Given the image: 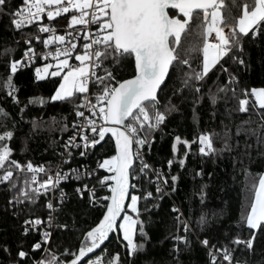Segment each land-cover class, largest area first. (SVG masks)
Listing matches in <instances>:
<instances>
[{
    "label": "snow or ice",
    "instance_id": "snow-or-ice-1",
    "mask_svg": "<svg viewBox=\"0 0 264 264\" xmlns=\"http://www.w3.org/2000/svg\"><path fill=\"white\" fill-rule=\"evenodd\" d=\"M231 2L234 7L240 9V14L236 17H233L230 11L227 14L222 11L225 0H22V3L15 7L10 6L11 0H0V15L8 16L14 31H20L41 21L46 14L49 23H37L40 33H50L42 40V43L45 48H48L50 44L58 41L59 46L55 48V51L42 54L43 60L48 61L51 58L55 63L46 62L36 67L35 78L40 80L48 76H62L54 93L48 97L51 101L71 100L79 95L75 115L83 120L79 124L73 122L72 127L76 131L64 144L65 152L60 153L64 157L61 164L71 160V149H81L79 155L84 157L88 151L104 141L106 135L110 134L109 139L114 140V154L97 160L95 169H85L82 172L79 168H70L65 171L61 164L45 167L44 164L34 165L31 161L21 164L11 159L13 149L6 141L13 137V131L6 130L0 133V172H2L0 183H6L11 192L7 201L9 205L15 206L24 202L34 204L41 195L48 196L53 191H58V201L63 202L65 193L59 187L62 181H67L71 177L76 180L90 177L100 169L108 173L99 177L98 183L108 190L109 195L97 197L95 186L89 188L86 183L75 189L81 197L87 191L89 203L104 209L99 222L84 234L78 253H70L73 258L68 261H60L53 255L51 258L36 260L34 264H78L89 253L94 255V249L99 248L113 231L122 233L128 257H134L139 250L143 249L144 243H137L134 239L137 232L143 241L148 239L139 202L147 201L149 198L161 199L163 196L161 184L167 185L169 178L165 177L159 169H151V166L145 162L141 149L154 139L151 133L160 128L167 115L178 111L177 105L172 103L171 98L162 103L158 95L159 92L164 91L163 86L166 85L170 67L178 70L181 66L187 67L180 78V88L176 89V92L188 90L193 97L194 114L195 105L201 103L204 95L208 96L212 104H216L218 99L223 98L219 95L220 93L231 92L229 99L236 101L235 110L239 112L248 111L251 98V107L261 117V122L256 128L242 129L237 126L236 133L244 131L255 135L257 144H264V136L260 135L261 129H264V87L241 88L238 93L237 77L221 63L227 56L237 64L245 65V60L242 58L244 38L248 37L255 41L258 37H264V0H239V3L238 0H231ZM70 10L74 11L70 14L67 27L73 28L75 25H80L81 28L74 29L76 37H72L71 32L57 35L51 21L62 13H70ZM193 19L200 21L195 28L198 35L202 37V44L200 47L191 45L184 47L182 36H187V29ZM89 25L95 27L90 30ZM225 28H228L227 32ZM81 31L87 42L83 43L82 52H75V60L79 61V64L73 65L69 63V58L73 56L77 47L73 39L78 38ZM213 33L215 36L209 39ZM66 36L70 39L66 40ZM32 39L41 41L39 35L25 37L28 47L20 59L11 58L14 49H0V55L10 57L9 76L4 81V85L8 89V96L12 97L16 103H19V100L15 96L12 74L35 58ZM234 50L235 54H233ZM194 51L202 53V59L199 60L197 68H192L190 62L191 53ZM129 57L134 59V75L117 80L111 68L105 65V61H108L110 65L118 66ZM218 65L219 71L226 74L225 83L220 84L217 78L213 81L215 91H213V85H209L207 92L202 93L201 89L208 74ZM50 69L53 70L50 71ZM98 71L102 74H98ZM90 82L100 89L94 94L95 103L88 96ZM30 102L44 104L45 99L34 98ZM81 108L86 109L88 115L85 111H81ZM8 115L5 109L0 108V116ZM242 123H251V121ZM36 126H38L36 121H33V127ZM66 128L67 125H64L62 130ZM85 129L92 133L91 137L85 134ZM214 135L219 136L218 133L203 132L196 138L201 155L224 149L231 150L232 145L229 143L231 136L227 129L222 137L223 149H216L213 146ZM191 143L193 141L182 139L180 136L174 137L172 144L174 156L167 161L169 167L174 159H177L175 154L178 152L177 145L180 144L185 150L177 162L181 167L184 166ZM245 147L250 145L246 144ZM137 161L139 162L138 173L136 172ZM53 167L56 169L54 173ZM149 171L154 173L149 183L156 184L155 197L151 191H145L143 195L136 194L139 185L130 182L140 177L148 178ZM14 172L17 173L15 180ZM20 172L30 175L20 182ZM39 173H43L46 178L39 179ZM196 175H202V172L198 171ZM170 180L172 181L171 191H175L178 176L171 175ZM205 187L202 185L198 192L201 203L206 198ZM251 193V202L241 213L240 220L237 222V226L243 224L250 235L244 239L237 234L230 240L232 245H242L249 252L253 249L257 231L264 232V173L258 174V179L252 183ZM102 201L105 203H101ZM45 206L49 210L47 227L50 229L54 220L52 213L56 208L52 200H48ZM172 211L176 213L177 232L182 226L185 233V235L172 236L175 242L173 251L176 253V264H182L179 259L181 245L184 251L190 250L191 247V241L187 236L190 226L178 207L173 206ZM215 214L214 212L213 215ZM208 222L209 217L206 214L199 216L200 226H206ZM44 224L45 221L40 217L26 219L24 233L27 234L30 228L35 230L37 226L43 227ZM57 226L65 229L68 227L66 224ZM50 235V231H43L41 240L33 243L32 249H41L42 244L48 242ZM197 242L207 249L208 264H225V262L233 264L235 248L230 249L228 244L220 247L215 244L209 246L207 237L202 240L197 237ZM4 251H8L7 246L4 247ZM16 256L19 259L11 261L10 264H20V261L28 257L29 253L20 248ZM86 264H105V261L101 256L96 255L94 259H87ZM107 264H121L120 254H114L108 259ZM236 264H247V261L236 260Z\"/></svg>",
    "mask_w": 264,
    "mask_h": 264
},
{
    "label": "trees",
    "instance_id": "trees-1",
    "mask_svg": "<svg viewBox=\"0 0 264 264\" xmlns=\"http://www.w3.org/2000/svg\"><path fill=\"white\" fill-rule=\"evenodd\" d=\"M21 3L22 0H11L10 6L15 7ZM222 11L225 14L230 11L233 17L240 14V9L234 7L231 0H225ZM68 20L67 15L58 17L51 21V25H64L68 23ZM37 23L39 22L20 31H14L8 16L0 15V49H14L11 58L17 59L25 47L22 39L39 32ZM45 23L49 21L45 20ZM198 23L200 21L196 19L190 22L187 36H182L184 47L201 46L202 37L198 35L195 28ZM227 31L228 28H225V32ZM243 46L242 58L245 60V65H239L227 56L221 61L224 67L237 77L238 93L241 88L264 87V37H258L255 41L245 37ZM9 59L8 55H0V108L5 109L9 114L7 117L0 116V133L6 130L13 131V137L6 141L13 149L10 158L21 164L31 161L34 165L55 166L61 160L63 142L75 130L72 124L77 117L75 111L76 105L79 104V95L71 100L51 101L48 97L54 93L62 76H48L37 80L34 69L23 68L12 74L15 96L19 100V103H16L12 97L8 96V89L4 85V81L9 76ZM201 59V52H192L190 56L192 68H197ZM105 65L111 68L117 80L134 74V59L131 57L118 66L110 65L108 61H105ZM186 70V66H181L179 70L171 67L166 85L163 86L164 91L159 92L158 95L162 103L171 98L172 103L177 105L178 111L167 115L160 128L151 133L154 139L150 144L145 145V162L151 166V169L158 166L165 169L169 178L170 193H163L162 198L158 200L149 198L147 201L139 202L148 239L143 241L138 232L134 239L137 243H144L143 249L139 250L134 257H128L122 234L120 232L118 236L113 234L105 246L91 256H101L105 264L116 253L120 254L121 264H129V262L131 264H176V253L173 251L175 242L172 236L185 235V233L182 226L177 232L176 213L172 211L173 206L180 209L190 226L187 236L191 241V247L190 250L184 251L181 245L179 259L182 264H208L207 249L197 242V237L201 240L207 237L209 246L215 244L220 247L228 244L230 249L235 248L233 264H236V260H246L247 264H264V232L257 231L251 252L242 245L234 246L230 243L232 237L237 234L244 239L250 235L249 230L243 224L238 227L237 222L240 220L241 213L251 202L252 183L258 179V174L264 173V155H262L264 144L258 145L255 135L244 131L237 134L236 128L237 126L242 129L256 128L261 122V117L251 107V98L247 112L236 111V101L229 99L231 92L220 93L219 95L223 98L218 99L216 104H212L208 96L204 95L201 103L195 105L194 114L193 97L188 90L176 92V89L180 88V78ZM98 74L102 72L98 71ZM217 78L220 84L226 81V74L219 71V65L208 74L201 89L202 93H206L208 86L213 85V81ZM95 90L97 92L100 90L97 85ZM213 91H215L214 85ZM40 97L45 99L44 104L30 102ZM33 121H36L38 126L33 127ZM244 121H251V123H242ZM64 125H67V128L62 130ZM226 129L231 136L229 140L232 145L231 150L224 149L208 155L199 153V143L196 138L200 133H218L219 136L212 137L213 146L216 149H223L222 137ZM260 135L264 136V129H261ZM175 136L193 141L183 167L177 162L185 150L182 144L178 145V152L175 154L177 159H174L171 167L167 164V161L174 156L172 144ZM246 144L250 147H245ZM112 154H114V141L107 136L84 157L76 153L72 163H89L94 167L97 160ZM198 171H201L202 175H196ZM136 172H139L138 161ZM105 174V170L100 169L93 176L82 177L80 180L74 178L62 185L70 196L56 210V225L47 252H43L42 247L38 250L32 249L31 245L41 240L42 231L29 229L25 234L23 223L29 217L47 215L48 209L45 205L49 195H41L34 204L24 202L13 206L7 202L11 196L7 184L0 183V264H10L11 261L18 260L16 252L20 248L29 253V256L20 261V264H34L41 257L47 259L53 255L60 261L70 260L72 258L70 253L78 251L84 234L99 221L104 211L102 207L89 203L87 191L81 197L75 189L87 183L96 186L97 197L109 195L108 190L98 183V178ZM27 175L30 174L20 172V182H23ZM153 175V171H149L148 178L132 179V183L139 185L136 194L143 195L145 191H151L153 197L157 195L155 183H149ZM171 175L178 176L175 191H171ZM16 178L17 173L14 172L13 179ZM38 178L46 177L43 173H39ZM202 185L206 186L204 188L206 198L203 203L198 195ZM153 204L158 206L152 207ZM214 212L215 215H213ZM201 214L209 217L208 224L203 227L198 223ZM59 224H66L68 227L60 228L57 226ZM5 246H7V252L4 251Z\"/></svg>",
    "mask_w": 264,
    "mask_h": 264
},
{
    "label": "built area",
    "instance_id": "built-area-1",
    "mask_svg": "<svg viewBox=\"0 0 264 264\" xmlns=\"http://www.w3.org/2000/svg\"><path fill=\"white\" fill-rule=\"evenodd\" d=\"M72 11H74V10H70V13H62L61 16H59V17H62V16H66L67 15L68 16V19H69L70 18V14H71ZM55 18H58V17H54L53 19H55ZM45 20L48 21L46 14L43 15L42 20L39 21V23H45ZM67 25H68V23H66L64 25H59V26L53 25L55 27L56 34L57 35H63L65 33H67V32H71L72 33V37H76V32L74 31V29L79 30L81 28V26L80 25H75V26H73V28H68ZM94 27L95 26H93V25H89V29L90 30L93 29ZM34 35H39L41 37V41H37L35 39H32V47L34 48V51L36 53L35 58L33 59L32 62H30V63H28V64H26V65H24V66H22V67H20L18 69L32 68V69L35 70L36 67L41 66L43 63H46V62L55 63L54 61L51 60V58H49L48 61H45L41 57H42V54H44V53H46L48 51H55V48L57 46H59V42L57 41L54 44H50L48 46V48H45L44 45H43V43H42V40L44 38H47V36L50 35V33H40V32H38V33L33 34L32 36H34ZM32 36H29L28 38H31ZM214 36H215V33H213L212 37H209V39H212ZM68 39H70V37L66 36V40H68ZM22 40L25 43V37ZM73 42L76 43L77 47L74 50L73 56L71 58H69V63L70 64H73V65H77V64H79V61H76L75 60V52H82L83 51V47H82L83 46V43L87 42L83 38V32L82 31L80 32V36L78 38L73 39ZM26 47H28V45L25 43V47H24L22 53L20 54V56L17 59H20L23 56V52L26 49ZM95 93H97V91L95 90V84L92 83V82H90L89 83V93H88V96H89V99H91L93 101V103H95V95H94ZM80 110L81 111H85V114L88 115L86 109L81 108ZM82 120H83V118L76 117L75 122H77L79 124L80 122H82ZM75 131H76V129L73 132H75ZM85 134L88 135L89 137L92 136V133L90 131H88L87 129H85ZM70 136H72V135H70ZM68 138L63 142V146H62L63 149H62L61 153L62 152H65L64 144L67 142ZM77 140H79V136H77ZM134 149H135V146H134ZM71 151H72V157H71V160L68 163L61 164V161L64 159V157H62V156H61L60 162L58 163V164H61V167H62L63 170L67 171L70 168H79L80 171L83 172L85 169L92 170V169H95L96 168V166L93 167L89 163H81V164H74V163H72V158L75 156L76 153L79 154V152L81 151V149H71ZM141 154L143 155V158L145 159V146L141 149ZM65 155H66V153H65ZM155 169H159L163 173V175L165 177H167V175L165 173V169L163 167H159V166L158 167H153V170H155ZM55 170L56 169L54 167V169L52 170V172L54 173ZM105 173L108 174L106 171H105ZM73 179H74V177H71L67 181H62L61 184H60V186H59L60 188L63 189V191L65 193V198H64L63 202L69 198L70 193L68 191H65V189L62 187V185L64 183H67V182L72 181ZM83 184H85V183H83ZM87 185L89 186V188H92L93 186H95V185H89V184H87ZM155 187H156V184H155ZM161 187L163 188V193L164 194H169L170 193V189L168 188V184L167 185L161 184ZM95 189H96V186H95ZM48 195H49L48 196V200H52V202L54 204V207L57 210L58 207L60 206V204L63 203V202H59L58 201V197H59L58 191H53V192L49 193ZM101 203H105V202L102 201ZM56 210L52 213V215L54 217V220H53V226L50 229L47 227V216H48L49 210H48L47 215H45V217H42V216H33V217H40L42 220L45 221V224H44L43 227L37 226V228L35 230H39L40 229L42 232L45 231V230H48L51 233L48 242L46 244H42V246H41L43 252L49 251V243H50V240H51V237L53 235V232H54V229H55V225H56L55 224L56 223V221H55ZM29 218H32V217H29ZM29 218H27V219H29ZM23 227H25L24 223H23ZM30 230H32V229L30 228ZM40 259H44V258L41 257Z\"/></svg>",
    "mask_w": 264,
    "mask_h": 264
},
{
    "label": "water",
    "instance_id": "water-1",
    "mask_svg": "<svg viewBox=\"0 0 264 264\" xmlns=\"http://www.w3.org/2000/svg\"><path fill=\"white\" fill-rule=\"evenodd\" d=\"M170 70H171V67H170ZM170 70H169V73H170ZM134 75V74H133ZM132 76V75H131ZM131 76H129V77H126V78H124V79H127V78H130ZM168 78V77H167ZM167 78H166V80H167ZM110 134H108V135H106V137L107 136H109ZM105 137V138H106ZM114 141V140H113ZM131 183H132V180L130 181ZM125 203H127V201L125 202ZM102 218V217H101ZM99 222V221H98ZM97 222V223H98ZM95 226V225H94ZM113 234H115L116 236H118L119 235V232L118 231H113V232H111L110 234H109V237H108V239H106L101 245H100V247L99 248H97V249H94V254H96L101 248H103L104 246H105V244L109 241V239L111 238V236L113 235ZM77 253H78V251H77ZM93 254L92 253H89L88 255H87V257H85V258H82V262H78V264H82V263H84L87 259H89L91 256H92ZM73 258V257H72ZM71 258V259H72ZM70 259V260H71Z\"/></svg>",
    "mask_w": 264,
    "mask_h": 264
},
{
    "label": "rangeland",
    "instance_id": "rangeland-1",
    "mask_svg": "<svg viewBox=\"0 0 264 264\" xmlns=\"http://www.w3.org/2000/svg\"><path fill=\"white\" fill-rule=\"evenodd\" d=\"M53 70V69H50V71ZM177 148H178V145H177ZM130 211V210H129ZM131 214V213H130ZM122 234V233H121ZM99 256V255H98ZM89 259H94V257H90ZM86 264V263H85Z\"/></svg>",
    "mask_w": 264,
    "mask_h": 264
}]
</instances>
